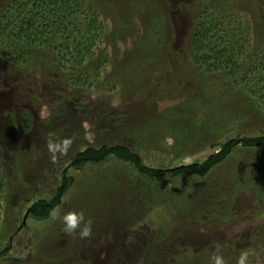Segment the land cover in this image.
<instances>
[{
    "label": "rangeland",
    "instance_id": "1",
    "mask_svg": "<svg viewBox=\"0 0 264 264\" xmlns=\"http://www.w3.org/2000/svg\"><path fill=\"white\" fill-rule=\"evenodd\" d=\"M91 2L102 26L92 60L105 57L97 74L86 61L74 85L70 61L36 58L26 75L0 62V253L8 246L0 264H213L214 255L236 264L245 250L248 264H264V187L249 167L263 148L236 144L205 177L148 179L114 156L70 164L88 146L125 144L145 165L168 169L200 162L228 139L264 134L256 104L223 90L220 70L186 58L197 10L211 35L236 29L240 60L264 57V0ZM24 109L31 116L21 119ZM11 111L17 121L8 127ZM65 139L66 151L49 150ZM63 176L68 185L50 214L25 220L35 201L57 195ZM79 212L91 220L83 239L62 222Z\"/></svg>",
    "mask_w": 264,
    "mask_h": 264
},
{
    "label": "trees",
    "instance_id": "2",
    "mask_svg": "<svg viewBox=\"0 0 264 264\" xmlns=\"http://www.w3.org/2000/svg\"><path fill=\"white\" fill-rule=\"evenodd\" d=\"M92 6L91 0H8L4 5H0V62L8 64L16 71L23 69L26 75L35 67L36 58L45 65H54L58 61L59 67H63L61 63L64 61H70L74 68L70 69L69 75L74 80V85L80 84L84 79L83 74L77 70L78 66L86 61L93 62L94 44L102 29ZM194 12L191 17L192 32L187 42L186 58L194 66L204 68L207 72L220 70L224 74L221 88L225 91L234 90L242 95L246 102L256 104L260 113L264 115V57L252 51L246 58L240 60L244 52L239 49L234 52L233 46L236 43H233L234 37L231 36L236 33V29L232 28L224 36L218 37L217 33L211 35L213 29L209 25L210 19L207 17L202 20L198 14L199 10ZM221 59L223 61L217 66L216 63ZM104 62L105 57L102 56L100 60L88 65L89 70L96 71L97 74ZM256 63L259 64L256 66ZM6 115L12 119L8 127L13 126L17 120L12 111ZM20 116L21 119H25V116H31V112L24 109ZM20 128L25 131L28 125L20 122ZM236 144L264 149V134L251 138L228 139L202 161L168 169L145 165L141 155L125 144L88 146L76 152L70 164L73 167L88 163L99 164L108 156H114L122 162L131 164L139 175L148 179L164 173L171 177L179 175L205 177L215 166L225 163L232 157ZM263 155L264 152L256 156V165L249 166L261 187H264ZM60 182L57 195L50 200L35 201L30 206L29 216L42 219L50 214L68 185L65 176L61 177ZM2 187L0 179V192Z\"/></svg>",
    "mask_w": 264,
    "mask_h": 264
},
{
    "label": "clouds",
    "instance_id": "3",
    "mask_svg": "<svg viewBox=\"0 0 264 264\" xmlns=\"http://www.w3.org/2000/svg\"><path fill=\"white\" fill-rule=\"evenodd\" d=\"M169 142L170 139H169ZM70 140H63L60 143H49V150L55 153L56 151L64 152L70 145ZM55 157H53L54 159ZM64 231L68 234H77L81 239L89 237L91 235V220H85L84 214L79 213H67L62 217ZM82 225V226H81ZM79 226V232L76 233V229ZM251 254V250H245L241 252L236 264H248V257ZM213 264H225V260L221 255H214L211 257Z\"/></svg>",
    "mask_w": 264,
    "mask_h": 264
},
{
    "label": "flooded vegetation",
    "instance_id": "4",
    "mask_svg": "<svg viewBox=\"0 0 264 264\" xmlns=\"http://www.w3.org/2000/svg\"><path fill=\"white\" fill-rule=\"evenodd\" d=\"M5 119V118H4ZM28 210V209H27ZM27 210H26V212H27ZM27 216H28V214L26 215V216H24V218H25V220H26V218H27ZM23 218V219H24ZM20 228V227H19ZM8 247V246H7ZM7 247H5L3 250V252L2 253H0V257L1 258H5L6 259V257L4 256L5 255V252H6V249H7Z\"/></svg>",
    "mask_w": 264,
    "mask_h": 264
},
{
    "label": "water",
    "instance_id": "5",
    "mask_svg": "<svg viewBox=\"0 0 264 264\" xmlns=\"http://www.w3.org/2000/svg\"><path fill=\"white\" fill-rule=\"evenodd\" d=\"M29 210H30V209H28V210H27V212H26L25 216L28 214Z\"/></svg>",
    "mask_w": 264,
    "mask_h": 264
}]
</instances>
